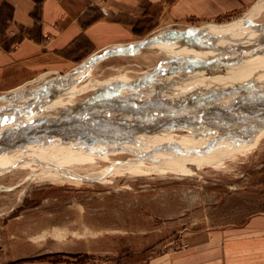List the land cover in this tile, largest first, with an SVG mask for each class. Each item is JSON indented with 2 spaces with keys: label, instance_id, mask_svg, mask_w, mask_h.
I'll use <instances>...</instances> for the list:
<instances>
[{
  "label": "rangeland",
  "instance_id": "obj_1",
  "mask_svg": "<svg viewBox=\"0 0 264 264\" xmlns=\"http://www.w3.org/2000/svg\"><path fill=\"white\" fill-rule=\"evenodd\" d=\"M134 32L0 93V264H152L264 214V0L206 20L156 9Z\"/></svg>",
  "mask_w": 264,
  "mask_h": 264
},
{
  "label": "crops",
  "instance_id": "obj_2",
  "mask_svg": "<svg viewBox=\"0 0 264 264\" xmlns=\"http://www.w3.org/2000/svg\"><path fill=\"white\" fill-rule=\"evenodd\" d=\"M259 2L0 0V93L50 75L79 73L112 49L134 47L139 43L134 27L156 16V9L167 10L174 20H206L245 11ZM181 244L186 247L160 255L152 264H264V214L232 232L190 233Z\"/></svg>",
  "mask_w": 264,
  "mask_h": 264
},
{
  "label": "bare ground",
  "instance_id": "obj_3",
  "mask_svg": "<svg viewBox=\"0 0 264 264\" xmlns=\"http://www.w3.org/2000/svg\"><path fill=\"white\" fill-rule=\"evenodd\" d=\"M239 23V22H238ZM237 23V24H238ZM233 25V24H232ZM234 26H232L231 28H233ZM220 28V27H219ZM197 31V30H196ZM215 31V30H214ZM214 35V34H213ZM259 35V34H258ZM258 35H256V36H258ZM262 36V35H261ZM263 37V36H262ZM211 40V39H210ZM164 42V41H163ZM173 42V41H172ZM185 47V46H184ZM234 47V46H233ZM232 47V48H233ZM180 48H182V47H180ZM202 48V47H201ZM203 49V48H202ZM210 49V48H209ZM214 49V48H213ZM185 51H186V48H185ZM177 52V51H176ZM179 52V51H178ZM180 54V53H179ZM236 54H238V53H236ZM180 56V55H179ZM181 57V56H180ZM190 61V60H189ZM191 64V63H190ZM194 64V66H195V64H196V62H194L193 63ZM191 66H192V64H191ZM179 68V67H178ZM188 68H189V66H188ZM149 87H152V86H149ZM59 89V88H58ZM28 107V106H27ZM33 107V106H32ZM31 108V107H30ZM31 110V109H30ZM33 110V109H32ZM31 110V111H32ZM167 110V109H166ZM165 110V111H166ZM164 111V112H165ZM196 117V116H195ZM212 121H213V118H212ZM157 131H159V130H157ZM154 132H156V131H154ZM143 134V133H142ZM141 136V133H139V134H137L136 136H135V138L137 137V139H140V138H142V137H140ZM143 136V135H142ZM237 136V135H236ZM160 138H161V136H159ZM144 138V137H143ZM149 138V137H148ZM153 138V137H152ZM99 145V144H98ZM223 145H225L224 143H223ZM223 145H221V148H222V146ZM99 147H101L100 145H99ZM240 148V147H239ZM214 150V147H211L210 149H209V151L206 153V154H209V153H211V152H216V151H213ZM236 150V149H235ZM62 153V152H61ZM195 153H197V152H195ZM53 154V159H54V153H52ZM51 155V154H50ZM56 155V154H55ZM59 155V154H58ZM67 155H69V154H67ZM197 154H195L194 156H189L188 158L189 159H186L185 157L183 158L184 160H191L192 161V163H194V164H201V163H208V162H210L211 160H213L212 158H211V155L209 156V155H202L201 156V154H200V157L198 156H196ZM199 155V154H198ZM46 156V155H45ZM48 156H49V154H48ZM66 156V155H65ZM70 158L72 157L73 159H83L84 157H80L79 155H77V154H75V153H71L70 155ZM50 157V158H51ZM56 157H57V155H56ZM46 158H47V156H46ZM181 158V159H182ZM57 160V159H56ZM61 160V159H60ZM70 160V159H69ZM38 161V160H37ZM53 161H55V160H53ZM73 161H75V160H73ZM45 163V162H44ZM36 165H37V162L35 163ZM180 164V163H179ZM70 165H72V164H70ZM176 165V164H175ZM68 166V165H67ZM80 166V165H79ZM50 167V166H49ZM56 167V166H55ZM60 168V167H59ZM75 168V167H74ZM73 167H72V169H74ZM80 168H82V167H80ZM84 168V167H83ZM172 168V167H171ZM41 169V168H40ZM77 169H79V167L77 168ZM50 170V169H49ZM65 170V169H64ZM74 170H76V169H74ZM135 170V169H134ZM66 171V170H65ZM49 172V171H48ZM68 172V171H67ZM73 172V171H72ZM75 172V171H74ZM73 172V173H74ZM105 172V171H104ZM107 172V171H106ZM66 174H69V172L68 173H66ZM72 174V173H71ZM77 175H78V173H76ZM46 175V179L47 180H53V181H63V180H67V177L65 176V175H59V174H56L55 172H51L50 171V173H46L45 174ZM85 175V174H84ZM69 176H70V174H69ZM72 176V175H71ZM70 176V177H71ZM79 176V175H78ZM41 178H42V176H40ZM72 178H73V176H72ZM43 179V178H42ZM68 179H70V178H68Z\"/></svg>",
  "mask_w": 264,
  "mask_h": 264
},
{
  "label": "trees",
  "instance_id": "obj_4",
  "mask_svg": "<svg viewBox=\"0 0 264 264\" xmlns=\"http://www.w3.org/2000/svg\"><path fill=\"white\" fill-rule=\"evenodd\" d=\"M37 13H38V9L36 8V9L34 10V15H37ZM134 33H135V32H134ZM136 34L141 35L142 33L140 32V33H136Z\"/></svg>",
  "mask_w": 264,
  "mask_h": 264
}]
</instances>
